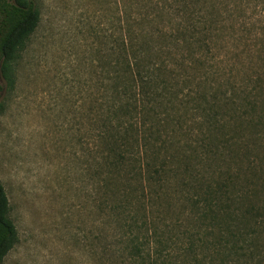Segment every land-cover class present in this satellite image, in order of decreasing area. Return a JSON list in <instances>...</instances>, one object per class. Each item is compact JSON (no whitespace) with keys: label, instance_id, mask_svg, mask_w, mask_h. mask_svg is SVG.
Returning a JSON list of instances; mask_svg holds the SVG:
<instances>
[{"label":"trees","instance_id":"16d2710c","mask_svg":"<svg viewBox=\"0 0 264 264\" xmlns=\"http://www.w3.org/2000/svg\"><path fill=\"white\" fill-rule=\"evenodd\" d=\"M150 6L142 2L143 12H131L125 0L116 1L110 56L97 59L103 71L97 80L101 96L91 97L86 110V152L92 159L86 172L92 170L98 179L102 215L119 229L113 241L117 256L121 264L258 259L264 231V28L252 34L253 45L244 43V52L252 57L246 61L253 60L259 71L246 67L236 86L229 72L211 63L215 57L208 35L221 32L215 23L200 31L197 24L206 20L190 16L177 21L172 32L159 26L162 8L150 17L155 5ZM38 17L33 0H0L3 88L10 87L11 64ZM144 22L152 27L147 40ZM259 35L262 47L255 39ZM172 42L197 46L195 52L184 47L188 56L181 58L189 64L169 60ZM162 54L166 58H159ZM189 67L196 78L186 80L181 72ZM168 196L193 210L194 225L163 217L161 203ZM170 202L164 203L166 211ZM16 242L0 185V263Z\"/></svg>","mask_w":264,"mask_h":264},{"label":"rangeland","instance_id":"374dc122","mask_svg":"<svg viewBox=\"0 0 264 264\" xmlns=\"http://www.w3.org/2000/svg\"><path fill=\"white\" fill-rule=\"evenodd\" d=\"M116 1L33 0L38 24L11 64L10 87L3 88L0 80V185L17 237L0 264H121L113 244L119 229L105 218L107 214L102 215L98 179L92 170L86 172L92 164L86 152V110L91 97L101 96L97 80L103 71L97 59L110 56L117 26ZM125 2L131 12L137 9L139 13L142 2L151 8L155 5L150 17L162 8L159 26L172 32L177 21L190 16L194 21L196 16L206 20L197 24L200 31L215 23L221 32L208 35L212 46L208 48L215 57L211 63L229 72L234 85H240L246 67L252 66L249 72L259 71L260 67L253 68V60L246 61L252 57L244 52V43L253 45L252 34L264 28V0ZM145 29L147 40L152 27ZM261 37L255 39L262 47ZM187 46L192 52L197 48ZM184 47L172 42L169 60L189 64L181 58L188 56ZM182 74L186 80L196 78L190 67ZM217 164L223 169L219 158ZM171 199L168 196L164 201H171L168 211L161 203L163 217H179L182 225H194L193 210ZM258 241L262 244L259 258L236 264H264V231ZM203 253L205 259L211 258Z\"/></svg>","mask_w":264,"mask_h":264}]
</instances>
